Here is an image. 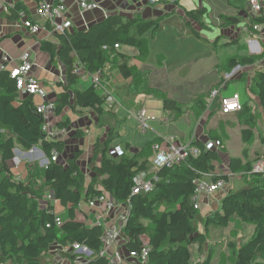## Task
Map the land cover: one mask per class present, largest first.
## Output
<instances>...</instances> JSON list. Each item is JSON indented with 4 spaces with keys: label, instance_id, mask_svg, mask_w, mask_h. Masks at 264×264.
Returning a JSON list of instances; mask_svg holds the SVG:
<instances>
[{
    "label": "trees",
    "instance_id": "16d2710c",
    "mask_svg": "<svg viewBox=\"0 0 264 264\" xmlns=\"http://www.w3.org/2000/svg\"><path fill=\"white\" fill-rule=\"evenodd\" d=\"M30 1L38 3L40 0ZM19 12L28 14L26 6L16 2L5 18L10 22L17 21ZM208 14L204 6L187 11L186 34L199 38V32L191 22H195L200 31L208 32L209 24L205 22ZM220 19L222 28L242 24V19L235 15H224ZM162 20V17L146 19L140 15L131 18L109 15L85 30L65 31L39 42V50L48 55L50 63L54 66L60 63L63 67V81L58 83L61 91L54 100V116L58 118L56 127L67 129L71 116L78 117L87 111L96 117L95 129L101 132V136L91 142L92 151L86 163L88 174L80 165L84 154L82 149L74 150L64 161L58 158L57 162H50L46 167H40L37 161L25 162L20 179H15L18 173H13L9 167L13 149L28 151L39 147L46 157L55 149L62 156L69 138L81 139L84 131L75 129L64 140L46 139L42 118L35 112L37 101L29 95L15 106L13 103L18 98L15 81L10 78L9 69H0V264H48L52 262L49 247L61 242L86 246L94 255L88 264H107L105 258L97 256L102 247L99 241L102 229L73 220V210L78 203L101 194L109 195L118 204L129 203L122 229L126 239L124 250L138 252L142 246L141 238L145 237L149 246L148 264H212L209 257L195 263L191 248L197 247L201 253L211 228H229L236 222L241 226L252 225V234L243 243L229 241L225 262L220 264H264V171L252 172V165L264 160V148H260L253 159L249 158L247 149L240 157H229L227 171L241 175L244 187L230 190L220 200L218 209L201 213L194 209L191 200L195 182L227 181V176L216 169L220 153L225 148L221 138L209 139L222 145L218 151L204 150L202 141L192 139L191 145L201 151L198 157H189L178 165L150 173L152 146L161 142L160 138L132 152L129 143L120 141L124 122L117 119L114 106H108L102 93L90 84L82 90L77 89L81 76L74 74L73 68L81 64L85 75L101 71L110 82V74L114 72L123 80L125 84L117 90L108 87L110 94L117 99L119 95L151 98L161 103V111L174 115L173 121L184 113L200 117L207 111L209 92L192 96L186 104L179 102L151 84L150 70L143 65L147 55L144 36L148 32L153 35ZM262 22L261 18L249 17L244 23L245 32L253 33V26ZM240 41L241 37L220 46L235 47L236 52L216 65L218 84L223 83L224 75L236 67L257 66L264 60V50L258 55L241 54L243 46ZM217 43L218 40L212 45L214 51L218 48ZM124 48L135 49L137 54L130 56L123 51ZM238 80L245 82L249 97L232 115L242 126L241 140L247 145L255 137L259 123L264 124V67L253 69L252 73L242 72ZM254 99L256 106L251 104ZM209 114L213 116L212 112ZM261 142L264 145L263 135ZM115 148L121 150L120 156L110 154ZM142 174L157 178L154 187L148 193L132 194L135 179ZM48 193L52 194L54 205L50 203L42 208L40 202ZM57 210H67L68 219L72 221H64L63 226L57 228L49 213ZM199 225L204 233L199 232Z\"/></svg>",
    "mask_w": 264,
    "mask_h": 264
},
{
    "label": "built area",
    "instance_id": "2783aa9c",
    "mask_svg": "<svg viewBox=\"0 0 264 264\" xmlns=\"http://www.w3.org/2000/svg\"><path fill=\"white\" fill-rule=\"evenodd\" d=\"M73 2L80 13L102 11L106 13L95 0H40L34 3L32 16L26 15L24 12L18 13V20L15 21L17 27L26 36H37L40 32H45L48 36L61 34L69 31L72 28V20L69 16L67 2ZM148 5L157 6L160 4H175L180 0H144ZM17 0H0V13H9L14 8ZM246 10L252 17L263 19V22L253 26V31L260 32L261 38L264 40V0H246ZM243 28V27H242ZM258 37V36H256ZM259 38V37H258ZM256 41L250 40L248 46L254 49ZM115 48H118L115 45ZM260 53V51H259ZM18 63L14 64V60L7 53L3 52L0 66L9 69V76L15 81L17 96L21 100L26 96L31 95L37 102L35 112L41 116L43 125L42 131L46 139L62 140L67 136L66 129H56L53 127L54 101L48 99L45 88L41 85L39 79L34 75L36 64L31 60V53L27 50L20 53ZM241 70V67H236L227 79L230 80L234 75ZM73 73L81 76V79H87L90 84L99 90L106 99L108 106H115L116 100L108 90L109 82L103 76L101 71L95 72L93 75H85V70L81 64H76L73 68ZM227 80V81H228ZM226 83V81H225ZM225 83L222 87L214 89L210 92L207 100V110L214 98L219 97V109L221 114L230 115L238 112L241 108V101L238 94L229 96L223 95L221 92L225 90ZM160 109L141 108L135 113L136 130L140 135H145L150 131L151 123L168 124L172 120L166 115L163 119L160 118ZM161 142L154 143L152 146V156L150 164L154 173L161 168H169L184 162L187 158H196L200 154V149L197 146L191 145V141L184 144H179L173 137H159ZM204 150L222 149V145L218 141L203 143ZM110 154L120 156L122 154L119 148L112 149ZM13 158L10 161L12 167H18L22 160L29 159L37 161L40 167H46L50 162H57L59 155L55 149L51 150L50 156L46 157L43 152L37 149H30L25 152L13 150ZM264 160L260 159L252 165V172H263ZM227 181L220 179L215 182L207 183L205 181H196L195 191L191 198L194 209L201 213H207L212 208V199L218 192H229L236 180H240L241 175H235L230 172L225 174ZM16 180L20 176L15 177ZM156 177L148 178V174L139 175L135 179L132 194L148 193L154 187ZM204 199V201H202ZM205 202V203H204ZM54 205V200L51 193L46 194L40 202L42 208L48 204ZM130 209L129 203L118 204L109 195L101 194L94 199L77 204L73 210V220L88 227H99L102 233L99 237L101 249L98 252V257H103L107 260V264H148L147 256L149 251L148 241L145 237L141 238L142 246L140 250L126 252L124 246L126 239L122 235V229L127 219ZM206 211V212H205ZM53 217V223L57 228H61L64 224L62 218L55 212H49ZM77 217L79 221H77ZM49 225H47L48 227ZM48 255L52 262L48 264H88L93 258V253L84 245L78 243L68 244L67 242L54 243L48 249Z\"/></svg>",
    "mask_w": 264,
    "mask_h": 264
},
{
    "label": "crops",
    "instance_id": "0c3cea01",
    "mask_svg": "<svg viewBox=\"0 0 264 264\" xmlns=\"http://www.w3.org/2000/svg\"><path fill=\"white\" fill-rule=\"evenodd\" d=\"M17 1H23L21 2L24 6H26L27 8V13L26 15L28 16H32L33 10V2H31L30 0H17ZM98 3H100L101 7L103 9H105L106 13H103L102 11L98 10V11H93V12H84V13H80L79 10L77 9L76 5L71 2L68 1L67 2V7L69 9V16L72 20V28L69 31H74V30H85L87 29L89 26L100 22L102 20H104L106 17H108L109 15H115L118 14L122 17H126V18H131L134 15H140L142 18H146V19H153V18H158V17H162L163 20L160 22L158 29L155 31H161L163 32V30L166 33H170L171 35H175L176 38H174V41H176L177 44H180L181 42H186L187 40H189V37L191 35L186 34V29L184 28V22H185V13L187 11H191V10H195L199 7H206L209 11V14L205 20V22L207 24H212L214 26H216V28H218L219 30H222V32H224V30H241L237 36L231 37L229 41L231 40H236L239 37H241V41L240 43L243 42V37H246L247 39L245 40L246 44L248 41L250 40H254L256 41V45L254 49L252 46H249V53L248 52H242L241 54H248V55H258L261 54L264 50V40L261 38L260 32L256 33H246V27L244 25L245 21L249 18L252 17L250 15V13L246 10L247 4H246V0H180L175 4H160L157 6H151L148 5L144 0H95ZM219 2H223V6L221 8H217V5H219ZM198 4V6H197ZM6 13L1 12L0 13V62H1V57L3 52L7 53L10 57H12V59L14 60V64L18 63V57L20 55L21 52L25 51L28 49V51L31 53V60L36 64L35 70H34V75L39 79L41 85L45 88L46 93H47V97L48 99L54 101L56 95L61 91V88L58 86V83L62 82L60 80L62 71H63V67L61 66V64L59 63L58 66H54L50 63V61L48 60V55L43 52H41L39 50V42L41 40H50L51 36H48L45 32H40L37 36H26V34H24L16 25L15 21L10 22L5 18ZM174 15H178L179 19L174 18ZM221 15H235L238 16L242 19V24H240L239 26H235V27H230V28H219L220 24L217 23L216 21L219 20V17ZM191 26L199 32V38L198 39H202L205 42H207L210 46L209 48V52H215L218 53V50L224 49L221 48L219 49V47L226 41H222L220 39H216L215 36H218L217 33H215L213 36L209 35V32H205L202 33V31L199 30V26L195 23V22H191ZM177 27V28H174ZM243 27V28H242ZM215 28V29H216ZM232 33V32H231ZM258 36V37H256ZM216 40H218V48L214 51L212 49V45L216 42ZM244 43V42H243ZM248 47V44H247ZM230 48H234V47H230ZM131 49V50H128ZM123 51L130 55V56H135L137 54L135 49L132 48H124ZM260 51V53H259ZM207 52L205 55H202V53L196 52L194 54H192V56L190 57H182L180 61H177L176 66H172L171 68H168V64L166 61L161 60L160 61V67H166V82L167 85H169L170 87H175L176 91L179 92V94L183 95L182 97H175L173 99L182 102V103H188L189 100L191 99L192 96L197 95V94H193L190 95L189 93H187L186 91L180 92L181 90H179L184 84L189 83V82H194L197 81L201 78H205L208 77L212 71L216 72V64L214 60L210 59V53ZM46 57H47V61H46ZM224 60V58H223ZM191 61L190 64H186L183 65V63H189ZM138 66H140V63H137ZM143 65L145 66V68H147L148 70H150V81L151 84L159 89L164 90V87L158 83L156 80H153V76H152V68L145 64V62L143 63ZM253 67V68H252ZM252 67H247V68H241L240 70V74L242 72H245L246 70H252L251 73L253 72V69L258 68V67H264V60L260 61V63H258L257 66H252ZM2 67L0 66V69ZM57 68H60L61 73L58 72ZM190 68V69H189ZM8 69V68H7ZM212 69V70H210ZM249 70V72H250ZM232 72V71H231ZM230 72V73H231ZM58 75V76H57ZM228 75V74H227ZM226 80L225 83V90L227 89V84L229 81H227V77H223ZM110 90H112V88L116 87V90L119 89V87L123 86L125 84V82L121 79H119L117 77V75H114V78H110ZM238 80V79H235ZM214 80H212L211 82L207 81V88L205 89L204 92L201 93H206L209 92L211 90V88L213 86H216L219 82V78L216 74V80L213 82ZM82 85H86V84H90V81L87 79H81L79 82V85L77 87V89L82 90L84 87L81 86ZM91 85V84H90ZM120 93H122V91H120ZM198 93V94H201ZM237 94V93H235ZM225 95V94H224ZM116 97V96H114ZM137 98L139 97L140 99H142L141 102V106L140 108H136L137 110L134 111V115L135 113L145 107V104L149 105L150 107H148L149 109H154V105H152L154 102L158 103L160 105V110H161V103L152 100L151 98L148 97H144V96H136ZM135 97V98H136ZM240 97V96H239ZM117 99V97H116ZM241 101V99H240ZM253 102H255V104H257L256 100L254 99ZM121 103V102H120ZM122 105V104H120ZM125 109V108H123ZM89 111L83 113L81 116L87 114ZM126 112H128L127 110L124 112V114H126ZM162 114H160V118L163 119L166 115L170 114V113H164L163 111H161ZM232 115V114H230ZM89 116L92 119V122H90V130H88V126L85 129L82 128H75V129H81L82 131H84V136L81 139H72L69 138V142L67 141L66 143V147H65V152L62 154V156H59V158L64 161V159H66L70 153L74 150H82L85 149L86 153L84 151V154L80 160V165L83 167L82 170L85 174H88V171L86 170V163L87 160L91 154L92 151V140L93 138L99 137L101 136V133L99 130L95 129L96 126V117L93 115V113L89 112ZM72 118L76 119V117L71 116ZM71 123L70 125L74 122L73 119H71ZM116 117L118 120H122L116 112ZM189 117H192V115L190 114ZM188 117V118H189ZM90 119V120H91ZM123 122H125V120H122ZM58 122V118H56L54 116L53 119V127L58 129L56 127V123ZM175 122H178V120L173 121L171 125L168 126V128L166 129V133L163 134H157L156 138L159 137H173L177 143L179 144H184L186 142L191 141L192 139L196 140V141H202L203 143H205L206 141H204V136L197 134V133H193L192 137L189 139L188 137V141L186 140V137H182L188 134L189 128H190V124H184L182 125V128L186 130V133H179L176 130ZM160 125H167V124H163V123H159ZM193 123V122H192ZM199 124V122H195L194 125L195 127ZM124 125V123H123ZM122 125V129L123 132H125L124 128ZM187 125V126H186ZM186 126V127H185ZM199 126V125H198ZM197 126V127H198ZM94 127V129H93ZM188 127V128H187ZM70 126L67 128V130H69ZM73 130H70L69 133H72L73 131H75L74 128H70ZM105 130H107V128L105 127ZM124 135V134H123ZM103 138V136H102ZM155 136L152 139H149L145 142L149 143L151 141H153L154 139H156ZM64 140V138H63ZM121 142H126L125 140H123V138L120 140ZM129 143V142H126ZM145 144H136V145H132L129 143V145L131 146V151L132 152H137V150L141 147H143ZM34 149H37L39 151H41V149L39 147H33ZM32 148V149H33ZM88 149L90 150V153L88 154ZM13 150H18L13 149ZM20 150V149H19ZM22 151V150H21ZM25 152V151H23ZM42 152V151H41ZM84 156H87L86 159ZM229 160V157H228ZM228 163V161H227ZM226 163V165H227ZM9 167L12 168V166L9 164ZM15 168V167H14ZM16 168H19L16 167ZM228 167L226 166V171L224 173H228L229 171ZM22 171V169H21ZM18 174L16 176H21V172H17ZM234 186V183H233ZM226 195V193L224 194V192H219L218 195L214 196L215 199H212V208L211 210H216L219 208V203L220 200L222 199V197H224ZM204 201V199L202 200ZM205 203V202H204ZM63 210H61V213H58V211H55L61 218L63 221H68V214L65 217L64 213L67 212V210H65L64 212H62ZM206 212V211H205ZM80 217H77V221H79Z\"/></svg>",
    "mask_w": 264,
    "mask_h": 264
},
{
    "label": "rangeland",
    "instance_id": "374dc122",
    "mask_svg": "<svg viewBox=\"0 0 264 264\" xmlns=\"http://www.w3.org/2000/svg\"><path fill=\"white\" fill-rule=\"evenodd\" d=\"M219 5H217V8H221L223 6V2H219ZM198 6V4H197ZM224 16V15H221ZM220 16V17H221ZM219 17V20L216 21L217 23L221 24V19ZM174 18L179 19L178 15H174ZM209 28L206 29L210 33L209 35L213 36L215 33H217L218 36H215L216 39H220L222 41H229L231 37L237 36L238 33L241 31L237 30H219L216 28V26L209 23ZM177 28V27H174ZM185 28V24H184ZM216 28V29H215ZM221 29L222 27L219 26ZM232 28V27H231ZM186 31V30H185ZM232 32V33H231ZM202 33H205L202 31ZM145 42H146V50L147 55L144 60L145 64L149 65L152 68V76L153 80L157 81L164 87V91L167 93V95L170 98L175 97H182L183 95L179 94L178 91H176L175 87H170L167 85L166 82V67H160V61H166L168 64V68H171L172 66H176V62L180 61L182 57H190L192 54L199 52L202 53V55H205L207 52H209V44L205 42L202 39H198L194 36H190L189 40L186 42H181L180 44H177L176 41H174V38H176L175 35H171L170 33H166L164 30L163 32L158 31L151 35L150 32L146 33L145 36ZM247 38L243 37V42L241 45L243 46V53L248 52L249 53V46L247 47V44L245 42ZM221 49V47H219ZM234 48H224L221 50H218V53L212 52L210 53V59L214 60L215 63L220 64L223 61V58H227L228 56L232 55L235 51ZM131 50V49H128ZM46 55V54H45ZM48 57V56H47ZM46 57V61H47ZM49 60V57H48ZM189 63H183V65L190 64ZM190 69V68H189ZM58 72L61 73L60 68H57ZM212 70V69H210ZM250 70V69H249ZM249 70H246L249 73ZM252 70H250L251 72ZM230 74V73H228ZM58 76V75H57ZM240 76V71H238L234 77H232L230 80H228V86L226 90H222V94L225 96L232 95L234 93H237L240 96L241 102H244L248 99L249 95L246 92V86L244 81L235 80L238 79ZM111 78H114V72L110 74ZM224 77H227V74L224 75ZM62 74L60 77V80L62 81ZM212 80H216V72L212 71L211 74L208 77L201 78L200 81H194L184 84L179 90L180 92L186 91L190 95L198 94L201 92H204L207 88V81L211 82ZM224 83H225V79ZM213 81V82H214ZM222 84H217L216 86H213L211 90L209 91V94L214 89H219L222 87ZM82 87L88 86L87 84L84 86L81 84ZM116 104L114 106V111L117 112V115L123 120H125L123 128L125 130L123 135V140L126 142H129L130 144H145V142L149 139L156 138L157 134H163L166 133V129L169 125L173 124V117L174 115L168 114V119L172 120L167 125H160L158 123H151L149 125L150 131L145 135H140L136 128V121H135V115L134 111L137 110L136 108H140L142 99L139 97H126L124 95H119V98L116 99ZM21 102L19 98H16L14 101V105H18ZM121 102V103H120ZM122 104V105H120ZM253 106L255 105V102H251ZM152 105H154V109H160V105L156 102H154ZM146 108L150 107L149 105L145 104ZM256 106V105H255ZM125 108V109H123ZM149 109V108H148ZM126 114H124L125 111ZM209 112L213 113V116L210 117ZM190 113H184L181 118L178 119V122H175V127L177 132L179 133H186V130L182 128V125L184 124H190V128L188 131V134L182 137H186L187 141L192 137L193 133L200 134L201 136H204V141L213 143L214 140H209L211 137H216L217 139L221 138L223 144H224V151L220 153V162L216 166L217 172L224 173L226 171V163L228 161V157H240L242 155V151L244 149H247V153L249 158L253 159L255 156V153L257 151H260V148H264L263 143L261 142V135L264 137V124L259 123L258 129L256 133L254 134L255 137L252 138V141L245 145L240 136V131L242 129V126L239 124L235 116H222L219 111V97H216L211 102L209 109L202 113L200 117L196 118L194 115L192 117H189ZM76 117V116H74ZM189 117V118H188ZM74 122L70 125V128H82L85 129L87 126L89 127L88 130H90V122H92L91 117L89 116V112L83 116H78L76 119L72 118ZM91 119V120H90ZM175 121V120H174ZM193 122V123H192ZM199 122V126L195 127L194 123ZM187 126V125H186ZM185 126V127H186ZM67 130V134L70 132V129ZM188 128V127H187ZM94 129V127H93ZM101 133V132H100ZM189 137V139H188ZM18 149V148H17ZM91 149L87 148L88 154L90 153ZM112 150V149H111ZM110 150V151H111ZM18 151H21L18 149ZM85 153L86 150L84 149ZM23 152V151H21ZM85 159L87 156H84ZM65 160V159H64ZM30 161L29 159L22 160L19 164V168H10L13 173H17L18 171L22 173L21 169H23L24 163ZM10 164V162H9ZM244 187V184L241 180H236L234 182V186L229 189V191H237L238 189ZM216 193L214 196L218 195ZM174 209V207L172 208ZM58 213H61V210H57ZM63 210L62 212H64ZM65 217L67 216V212L64 213ZM69 221V220H68ZM72 221V220H71ZM69 221V222H71ZM67 223V221H66ZM244 226L239 225V223H235L233 226L229 228H220L215 227L211 228L209 232L207 233L206 243L203 246L202 252L199 253L197 251V247L191 248V253L193 255V261L195 263H198L205 258L209 257L212 260V264H220L225 262V257L227 256V248L226 244L229 241H235V243H243L247 241L253 231V227L250 224H243ZM240 226V227H239ZM200 233H204V229L201 225H199L198 228ZM234 235V236H231Z\"/></svg>",
    "mask_w": 264,
    "mask_h": 264
}]
</instances>
